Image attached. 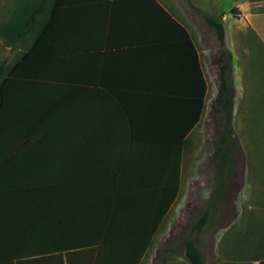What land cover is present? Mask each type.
Here are the masks:
<instances>
[{
	"label": "crops",
	"instance_id": "0c3cea01",
	"mask_svg": "<svg viewBox=\"0 0 264 264\" xmlns=\"http://www.w3.org/2000/svg\"><path fill=\"white\" fill-rule=\"evenodd\" d=\"M158 2L190 31L161 0ZM263 4L249 0L237 4L247 9L248 22L234 20L240 25L232 27L231 46L226 45L232 54V126L238 129L241 139L249 142L243 200L249 208L258 209H264ZM110 6L103 2L57 9L38 40L40 45L35 47L40 59L34 64L24 59L19 68L15 67L33 68L31 74L16 78L11 72L2 83L0 191L45 185L56 189L46 206L32 202L39 208L35 209L39 216L35 215L36 222L45 224L40 225L32 242L25 241L22 233L29 215L27 203L0 199V264H90L99 247L77 252L64 248L74 239L85 242L101 237L100 223L94 220L100 213L93 216L89 205L103 208L107 204L90 201L118 192L128 162L130 125L112 94L120 96L129 108L133 123L146 128L177 113L170 103L166 109L158 106V96L186 95L192 87L196 93V69L190 48L187 50L186 44L170 37L151 38L153 24L147 11H139L142 15L138 16L132 7L119 10L115 22H110ZM228 17L224 14L223 23ZM194 45L207 80L208 98L206 57L195 37ZM60 48L67 52L65 60L60 58ZM4 49L16 54L9 47ZM3 57L14 60L9 55ZM218 57L219 53L212 60L216 63ZM67 78L73 83L62 81ZM100 78L103 85L97 84ZM190 84L194 85L189 88ZM203 119L204 113L191 131V138ZM137 142H146L150 149L154 144L144 136ZM124 186L127 192L148 188L139 183ZM128 195L115 213L117 221L131 217V209L149 208L151 204L148 199ZM12 205H18L17 217H12ZM15 219L17 234L12 227ZM109 253L106 250L104 255ZM112 264L117 263L112 260Z\"/></svg>",
	"mask_w": 264,
	"mask_h": 264
},
{
	"label": "trees",
	"instance_id": "16d2710c",
	"mask_svg": "<svg viewBox=\"0 0 264 264\" xmlns=\"http://www.w3.org/2000/svg\"><path fill=\"white\" fill-rule=\"evenodd\" d=\"M10 1L11 5L8 8V15L0 14V41L4 47H9L11 50L16 51V56L12 62H10L8 57L0 59V88L4 79L11 72H14L13 76H16V78L31 74L33 68L19 70V64L24 59L28 60V64L29 61L31 62L30 64H34L35 61L40 59L39 49L36 51L35 47L40 45L38 40L45 28L50 24L52 18L56 16V10L62 7L109 2L111 5L110 22H115L119 10L130 9L132 7L135 8L136 12L147 11L148 16L152 18L150 22L153 24L151 38L170 37L177 41H182L181 44H186L188 46L187 50L190 48L189 52L193 55L196 69V93H194V88L192 87V91L189 90L186 95L179 93L174 94L176 96H170L163 93V96H158V99H156V103L161 108L163 106L166 109L170 103V106L175 109L177 113L171 119L157 122L156 125H150L146 128L137 126L133 123L135 122L133 114H131L126 104L122 102L120 96L112 94V97L122 105L123 112L130 125L132 141L127 157L128 162L119 181L118 192L114 196L100 198L94 202L90 201V204L96 202L107 204L103 205V208L89 205V210L93 216L96 213H100V216L97 215L94 217V220L98 219L100 223L98 228L100 229L101 237L97 240L91 239L85 242L74 239L73 244L64 248L67 251L77 252L89 251L95 247H99L98 254L92 255L90 264H112V260L117 264H141L179 196L183 179V168H185L183 164L184 162L186 164L188 153L192 150L194 144L190 133L199 122L201 115L205 112L208 84L205 74H202L200 70L194 37L187 27L182 25L158 0ZM230 12L235 15L238 12L237 7L231 8ZM137 15L140 16L142 14L139 12ZM202 15L207 25L215 33L219 50L216 65L220 78V89L215 99L214 112L224 119L225 129L229 130L233 124L234 88L231 78L232 54L226 46V29L223 23V14L215 16L203 12ZM58 52L60 58L65 60L67 52L64 51L63 53V48H60ZM16 66H18L17 70L15 69ZM191 71L194 72V69L189 68V72ZM67 79L62 81L73 83L71 78ZM190 80L194 83V76ZM102 82L103 80L100 78L97 84L101 85ZM192 85L194 84H190L189 88ZM143 136L152 139L154 143L152 149H150L146 142H137ZM227 140V134L223 133L220 136L219 144L214 153V159L218 164H220V161L224 162L223 152ZM138 145L140 147L137 148ZM248 148V145H246L247 151ZM134 169H138L139 172L135 171L133 173ZM129 170L130 173H128ZM146 171L147 173H145ZM125 183H139V185L142 184L148 188L140 190L132 189V192H127L123 189ZM55 189L54 185H45L0 191V199L19 200L27 203L26 209L29 215L22 226L25 241L32 242L40 225H45L44 222H36L35 209L38 210L39 208H35L32 202L36 204L37 202H42L46 206ZM127 194L130 197L136 196L139 199H148L147 201L151 204L149 208H133L130 213L131 217L117 221L115 213L120 208ZM152 203H154V206ZM246 208L248 209L244 213L245 219L243 224L232 232L230 231L231 233L224 239V264H264V209L249 208L248 206ZM47 209L49 210L50 208ZM17 216L18 205H12V217ZM36 217L39 216L36 215ZM209 217L210 210L207 209L193 225L191 236L182 243L189 264H206L195 237L204 230ZM17 225V220L12 221V227H15L14 233L16 234ZM28 245H31V243H28ZM106 250L110 252L109 255H104ZM101 251L104 253H101Z\"/></svg>",
	"mask_w": 264,
	"mask_h": 264
},
{
	"label": "rangeland",
	"instance_id": "374dc122",
	"mask_svg": "<svg viewBox=\"0 0 264 264\" xmlns=\"http://www.w3.org/2000/svg\"><path fill=\"white\" fill-rule=\"evenodd\" d=\"M161 1L188 25L197 40L199 49L206 57L204 68L210 89L204 119L192 135L194 144L187 156L179 196L141 264H189L182 243L191 236L193 225L207 209L210 210L209 221L195 240L206 264H224V239L243 224L244 213L248 209L243 197L247 180L246 145L249 146V142L240 138L236 127L226 130L224 119L214 112V98L220 89V78L212 58L213 55H218L219 50L215 33L202 14H223V17L224 14H229L224 26L226 45L231 46L232 27L240 25L234 20L239 19V23L248 22V13L247 9L237 5L243 0ZM249 1L264 3V0ZM10 5V0H0V14L8 15ZM233 7L238 9L235 15L230 12ZM6 55L11 59L16 56L5 50L0 41V58ZM223 133L227 134L228 140L223 152L224 162L220 161L218 164L214 153Z\"/></svg>",
	"mask_w": 264,
	"mask_h": 264
}]
</instances>
